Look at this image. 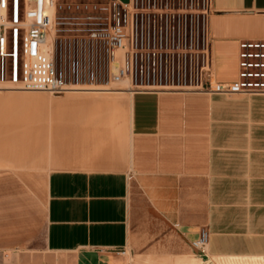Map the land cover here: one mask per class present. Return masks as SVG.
<instances>
[{"label": "crops", "instance_id": "obj_1", "mask_svg": "<svg viewBox=\"0 0 264 264\" xmlns=\"http://www.w3.org/2000/svg\"><path fill=\"white\" fill-rule=\"evenodd\" d=\"M207 33L213 81H234L238 41L264 38V0H211ZM120 93L124 121L114 103L73 105L108 116L86 122L73 166L47 172L43 250L20 264H264V94ZM153 220L174 233H143ZM201 229L205 250L191 244ZM136 239L153 244L128 258Z\"/></svg>", "mask_w": 264, "mask_h": 264}, {"label": "built area", "instance_id": "obj_2", "mask_svg": "<svg viewBox=\"0 0 264 264\" xmlns=\"http://www.w3.org/2000/svg\"><path fill=\"white\" fill-rule=\"evenodd\" d=\"M112 1L120 11L109 12L104 26L76 36L84 40V51L70 55L59 69L54 27L63 3L34 0L27 4L22 0L21 18L20 0H0V88L59 94L99 82L126 83L129 92L209 89L224 94H264V38L238 41L234 81L215 83L212 73L208 74L212 67L207 33L211 0ZM50 29L52 49L47 54L42 48ZM27 51L43 61L42 67L28 66ZM203 72L206 79L202 82L198 73ZM191 244L205 250L207 232L201 229Z\"/></svg>", "mask_w": 264, "mask_h": 264}, {"label": "rangeland", "instance_id": "obj_3", "mask_svg": "<svg viewBox=\"0 0 264 264\" xmlns=\"http://www.w3.org/2000/svg\"><path fill=\"white\" fill-rule=\"evenodd\" d=\"M59 2L63 5L56 15L54 29L57 38L54 56L60 69L65 67L70 55L84 51V40L81 42L80 36L86 35L89 28L104 26L108 13L113 15L120 9L112 0H59ZM120 2L126 3L128 0ZM22 13L23 2L20 0L21 18ZM209 73L213 75V67L209 68ZM198 78L203 82L206 75L204 72L201 76L198 73ZM194 83L195 76L192 81V84ZM95 84L77 86L83 88L76 90L79 93L65 91L59 94L0 88V111L9 106L16 107L14 104L16 101L12 99L16 96L26 102L27 105L24 104L23 108L28 114L27 122H19L7 132L0 131V264H20L23 261L20 255L43 250L46 174L54 167L73 166L72 145L82 140V133L89 132L90 126L86 122L93 121L95 116H102V120H106L105 117L108 116L104 109L102 112L96 110L97 115L96 113L91 116L87 113L79 115L73 113V105L84 104L98 109V106L102 108L104 105L110 106V103H114L122 107L115 115L117 118L115 120H125L126 95L120 92H129L127 84L102 85L99 82ZM30 97L39 99L37 103H30L28 101ZM27 107L36 108L34 110L36 113L32 114V111L29 114ZM38 111L40 117L37 115ZM56 143L60 144L61 152L63 151L60 160L57 161L51 159V146ZM24 159L30 160L25 162ZM143 233L173 234L174 231L169 226L153 220V224ZM147 244L153 242L134 240L133 249H128L126 256L131 258L129 251L133 254L145 248Z\"/></svg>", "mask_w": 264, "mask_h": 264}, {"label": "bare ground", "instance_id": "obj_4", "mask_svg": "<svg viewBox=\"0 0 264 264\" xmlns=\"http://www.w3.org/2000/svg\"><path fill=\"white\" fill-rule=\"evenodd\" d=\"M33 2H34V0H27V4H30ZM52 40H53V29H50L48 36H47V42H46L47 44H45V46L42 48V50L47 54L49 52H51ZM27 48H28V46H27ZM42 62L43 61L40 58H37L36 56L31 57L29 55V51H27V64H28V66L40 68V67H42ZM120 85H123V84H120ZM69 89H73V90H68L67 92H69V93H71V92L72 93H79L76 90H82L83 88H69ZM94 89H101V88H94ZM83 91H87V90H83ZM87 92H84V93H87ZM13 109H14V106L13 107L9 106L8 108L2 109L0 111V131L1 132H4V131L7 132V130L12 128V126H17L19 124V122L20 123L27 122L28 114H27V112H25V110H23V111L21 110L19 112H16Z\"/></svg>", "mask_w": 264, "mask_h": 264}]
</instances>
